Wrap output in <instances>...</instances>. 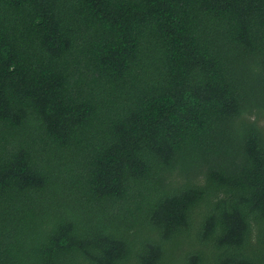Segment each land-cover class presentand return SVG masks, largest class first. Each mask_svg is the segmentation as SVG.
<instances>
[{
    "label": "trees",
    "instance_id": "obj_1",
    "mask_svg": "<svg viewBox=\"0 0 264 264\" xmlns=\"http://www.w3.org/2000/svg\"><path fill=\"white\" fill-rule=\"evenodd\" d=\"M0 264H264V0H0Z\"/></svg>",
    "mask_w": 264,
    "mask_h": 264
}]
</instances>
